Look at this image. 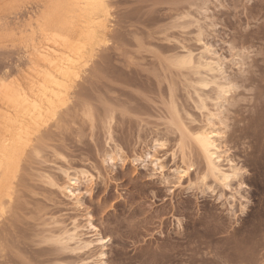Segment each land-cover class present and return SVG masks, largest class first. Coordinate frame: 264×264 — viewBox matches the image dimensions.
<instances>
[{
  "label": "rangeland",
  "instance_id": "obj_1",
  "mask_svg": "<svg viewBox=\"0 0 264 264\" xmlns=\"http://www.w3.org/2000/svg\"><path fill=\"white\" fill-rule=\"evenodd\" d=\"M57 3L0 0V116L56 47ZM105 4L70 101L0 181V264H264V0Z\"/></svg>",
  "mask_w": 264,
  "mask_h": 264
},
{
  "label": "bare ground",
  "instance_id": "obj_2",
  "mask_svg": "<svg viewBox=\"0 0 264 264\" xmlns=\"http://www.w3.org/2000/svg\"><path fill=\"white\" fill-rule=\"evenodd\" d=\"M57 1L51 26H47L58 31L48 38L56 47L50 50L43 48L36 53L39 62L36 82H32L29 90L14 84L2 88L1 102L7 111L0 116V181L13 164L17 150L31 144L34 137L32 127L46 126L56 117L59 108L68 104L71 90L80 79L87 58L95 53L98 34H105L109 26L105 0ZM191 62L183 61L182 65ZM221 90L220 93H228V88L222 87ZM219 95L220 98L223 96ZM218 136L215 126L210 124L209 128L196 134V140L206 154L213 175L228 186L238 173L221 169L223 156ZM148 157L152 163L156 161L154 156L148 154ZM179 173L185 175L187 171Z\"/></svg>",
  "mask_w": 264,
  "mask_h": 264
}]
</instances>
